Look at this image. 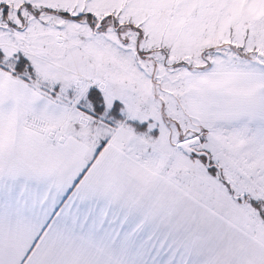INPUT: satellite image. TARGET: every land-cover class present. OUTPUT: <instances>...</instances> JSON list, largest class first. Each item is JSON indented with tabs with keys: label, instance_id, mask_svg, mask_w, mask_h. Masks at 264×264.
Wrapping results in <instances>:
<instances>
[{
	"label": "snow or ice",
	"instance_id": "obj_1",
	"mask_svg": "<svg viewBox=\"0 0 264 264\" xmlns=\"http://www.w3.org/2000/svg\"><path fill=\"white\" fill-rule=\"evenodd\" d=\"M0 264H264V0H0Z\"/></svg>",
	"mask_w": 264,
	"mask_h": 264
}]
</instances>
